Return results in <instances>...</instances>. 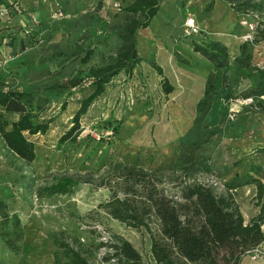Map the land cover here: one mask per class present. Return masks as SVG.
I'll list each match as a JSON object with an SVG mask.
<instances>
[{
	"label": "rangeland",
	"instance_id": "374dc122",
	"mask_svg": "<svg viewBox=\"0 0 264 264\" xmlns=\"http://www.w3.org/2000/svg\"><path fill=\"white\" fill-rule=\"evenodd\" d=\"M106 1L0 0V10L4 11L0 16V34L4 36L0 44V86L33 94L39 86L65 80L75 70L85 75L91 66L108 62L113 56L111 47L101 45L97 39L107 37L113 27L123 22V9L129 0H124L118 11ZM190 1L160 0L156 16L163 30L154 31L152 25L148 28L149 41L156 44L154 52L135 67L132 76L121 72L113 77L106 91L79 117V135L74 142L59 143L58 139L72 125L80 100L92 91L88 78L71 90L64 109L60 107L62 95L50 98L44 106L41 100L38 102L44 107L38 112V119L46 121L48 128L43 134L25 133L33 145V160L18 158L0 137V199L9 212L18 215L23 227L19 253L10 252L0 239V264H53L51 235L59 231L73 243L82 245L91 264H115V259L103 260L112 249L101 244L115 241V236L130 241L144 262H152L147 231L126 227L98 207L110 196L101 182L108 166L120 161L162 172L166 189L179 194V174L173 172L178 139L192 125L196 103L211 74H216L214 99L219 105L222 102L218 91L222 86V70L217 71L209 60L192 51L197 36L182 33L189 12L194 13L199 5L198 1L193 0L192 5ZM248 1L245 7L241 1L229 4L226 0H201L206 7L200 18L205 23L219 11V4L221 7L210 26L200 25L202 38L216 37L214 25L225 20L223 35L241 37L249 43L247 49L252 53V59L245 65L234 62L231 51L228 52L231 68L226 72L224 86L233 93L229 106L236 111L235 116L248 114L253 131L247 129V123L231 138L216 143L213 166L184 180L210 185L216 194L226 192L224 184L234 174L242 175L248 170L249 166L239 157L251 154L256 147L255 136L264 130V112L258 111L259 103L264 106V95L248 97L251 101L245 102L243 94L258 82L257 69L264 71V0ZM229 15L231 18H227ZM12 32L22 41L21 49L14 39L6 36ZM139 32L142 36L146 34ZM114 40L112 36L107 43L115 46ZM90 42L93 54L88 62L82 63L79 56ZM137 49L142 56L151 52L141 45ZM255 56L259 57L256 62ZM151 62L161 67L172 87L170 92H165L162 76L151 67ZM3 117L9 124L17 115L4 113ZM208 121L211 124V113ZM61 176L71 178L68 193H46L45 187ZM231 193L245 221L257 215L254 184ZM257 253L260 254H253Z\"/></svg>",
	"mask_w": 264,
	"mask_h": 264
},
{
	"label": "trees",
	"instance_id": "16d2710c",
	"mask_svg": "<svg viewBox=\"0 0 264 264\" xmlns=\"http://www.w3.org/2000/svg\"><path fill=\"white\" fill-rule=\"evenodd\" d=\"M226 1L231 4L241 1L240 4L245 7L249 2ZM159 2L127 1L123 9V22L113 27L107 37L97 39L101 45L111 47L113 56L104 64L91 66L85 75L75 70L65 80L39 86L33 94L20 88L0 86V137L5 146L20 159L26 162L33 160V145L25 133L43 134L48 128L46 121L38 119V112L43 110L50 98L60 95L63 96L60 107L64 109L65 99L71 90L88 78L92 91L80 100L72 117V125L58 139L59 143L74 142L79 135V117L106 91L113 77L120 72L130 76L135 67L144 61L138 53L137 34L140 29L149 26L159 10ZM6 36H9V40L14 39L19 49L22 48V41L16 39L14 32ZM112 36L115 46L107 43ZM3 37L0 34V44ZM88 44L79 56L82 63L88 62L93 54L91 42ZM248 44L243 42L240 45V54L234 58L237 64L248 65L252 59ZM192 49L223 72L218 123L212 125L208 121L217 94L216 74H211L206 78L203 94L196 103L192 125L178 139L179 150L173 164V172L179 174L178 195L166 189L162 172L120 161L108 166L101 184L109 189L110 196L98 207L126 227L147 231L152 262H144L140 252L122 236H115L116 240L110 243L109 240L101 242L112 249V252L104 255L105 261L115 259V264H241L245 257L255 252L264 254V165L251 164L244 174H234L225 182L226 192L221 194H216L210 185L184 181L196 172L210 169L214 164L212 153L215 144L224 138H231L238 128L243 130L249 119L248 114L229 116V100L233 93L226 84L224 86L226 72L231 68L227 47L219 40L197 39L192 43ZM150 65L162 76L165 92H170L172 87L161 67L154 62ZM257 72L259 80L243 93L246 98L264 94V71L257 69ZM40 100L43 106L38 103ZM258 106V111L264 112V106L260 103ZM4 113H15L17 117L7 124ZM71 184V178L61 176L47 185L45 191L48 194H65ZM248 184L255 185L259 211L255 217L245 221L231 190ZM22 229L18 215L9 212L5 202L0 199V239L12 253L20 252ZM51 238L53 264H91L84 255L82 245L73 243L62 231L52 234Z\"/></svg>",
	"mask_w": 264,
	"mask_h": 264
},
{
	"label": "crops",
	"instance_id": "0c3cea01",
	"mask_svg": "<svg viewBox=\"0 0 264 264\" xmlns=\"http://www.w3.org/2000/svg\"><path fill=\"white\" fill-rule=\"evenodd\" d=\"M197 1L199 2V5L196 6V8L194 9V13H190L189 12V16L193 15L195 17L196 22L199 25V27H200V25L201 26H204L205 24H208L210 26L209 22L210 21L211 22L215 21L216 18H218L217 16H219V14H220V12H219L221 10L220 4H219V8H217V10H219V11L213 13L212 16L209 19H207L208 20L207 23H205V21L200 18V15H202L203 8H205L206 6L201 2V0L200 1L199 0H194V2H197ZM190 2H191L190 4L192 5L193 0L190 1ZM229 14H231V13H229ZM156 15L151 19L150 24H149L148 27H146L144 29H140V31L145 32L146 34L144 36H142V34L140 35V32H139L138 35H137V40H138V44L137 45H141L147 51H149L151 49V52L145 53L144 56L141 55V52H138L139 55L144 60H146L149 57V53L150 54L153 53L154 50H155V48H156V44L154 42H150L149 41V38H150L149 37L150 36L149 33H150L151 29H153L154 31H157L158 29L159 30L162 29L161 26L158 24V19H157V16ZM227 18H231V15H229ZM227 18H226V20H227ZM151 25L153 27L151 29H148ZM225 26H226L225 25V20H224V22H221V24L214 25V28L212 30H213L214 36H216V37H211L209 35V37H207V38L208 39L219 40L222 43L224 42L223 44L226 47L228 46L227 47L228 52L231 51V53L233 55V58H235V57H237L240 54V45L243 43L244 39H241V37H235V38L232 37L231 38V37H228L226 35H223L222 30H223V28ZM196 36L198 37L199 40L204 39V38H202L203 37V33H201V31ZM196 36H193V37H196ZM222 37H225L227 39V41H226V39L224 40ZM232 43L234 45H232ZM230 45H232V47H229ZM192 51H193V49H192ZM195 53H197V52H195ZM197 54H199V53H197ZM199 55H201V54H199ZM254 60H255V62L258 61L259 60V57H256L255 56L254 57ZM143 63L144 62H141L137 66H140ZM216 70L218 71L219 69L216 68ZM133 72H134V70H133ZM132 74H134V73H132ZM132 74L130 76H132ZM218 108H219V104L216 102V100H214L213 105H212V110H211V117H212L211 124L212 125L218 123V120H219V117H217V115H218ZM250 123H252V122L249 120L248 121L247 129L250 128L253 131L252 126H250L251 125ZM259 128L260 129L262 128V130H263V127H259ZM249 133H247V134H249ZM261 135H263V136H261ZM255 137H256V140H255L256 147L253 150H251V154L250 155L245 154L243 157H239V158H242L243 159L242 161H243V164L244 165L250 166L251 164H256V163H259V164L264 165V130L261 131L260 133H258ZM246 155H248V156H246ZM263 225H262V229H264V226ZM263 262H264V254H258L257 253V254H252V255H249V256L245 257L243 259V261H242L241 264H263Z\"/></svg>",
	"mask_w": 264,
	"mask_h": 264
},
{
	"label": "built area",
	"instance_id": "2783aa9c",
	"mask_svg": "<svg viewBox=\"0 0 264 264\" xmlns=\"http://www.w3.org/2000/svg\"><path fill=\"white\" fill-rule=\"evenodd\" d=\"M93 2H98V0H93ZM107 5L113 9V10H120L123 7V2L122 0H107L106 1ZM231 4V3H229ZM4 11L0 10V16L3 14ZM59 12L58 14H60V10L58 9ZM182 32L185 36H196L200 33V27L196 22V19L193 15L189 16L186 18L183 28H182ZM245 102L251 101V98H246L244 100ZM234 109L230 107V117L232 118L235 115L236 111H233Z\"/></svg>",
	"mask_w": 264,
	"mask_h": 264
}]
</instances>
